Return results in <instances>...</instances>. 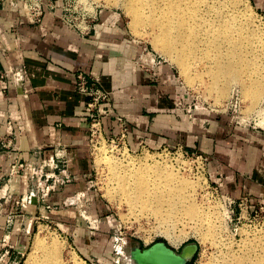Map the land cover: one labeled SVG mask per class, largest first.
<instances>
[{"label": "crops", "instance_id": "0c3cea01", "mask_svg": "<svg viewBox=\"0 0 264 264\" xmlns=\"http://www.w3.org/2000/svg\"><path fill=\"white\" fill-rule=\"evenodd\" d=\"M250 1L264 14V0ZM148 53L151 50L131 32L126 16L119 11L98 12L91 29L84 34L63 31L49 13H45L41 24H31L21 3L12 6L6 1L2 5L0 187L7 183L12 166L27 161L38 148L46 158L57 153L67 155L68 172L72 174V182L48 198L46 205L50 210L45 206L32 207L34 218L44 210L51 215L52 207L60 212L71 210L75 205L70 198L77 193L92 197L90 121L87 97L77 91L79 71L90 72L113 92L114 114L104 119L106 135L119 133V116L127 124L130 149L181 144L207 153L214 160L212 178L221 177L230 195L237 200L247 198L251 210L264 204V133L223 126L214 133L201 129L175 106L177 78L172 67L161 62L156 74L141 67L140 62ZM9 67H23V83L4 74ZM212 122L216 128L217 121ZM15 132H20L17 140L2 149L3 141ZM9 187L13 198L3 204L4 211L0 213V257L5 249H10L12 261L26 247L27 238L14 231L6 239V212L16 211V200L24 194L20 178L13 179ZM4 194L5 189L0 191V195ZM95 201L97 207H103L100 200ZM87 239L90 241L91 235Z\"/></svg>", "mask_w": 264, "mask_h": 264}, {"label": "rangeland", "instance_id": "374dc122", "mask_svg": "<svg viewBox=\"0 0 264 264\" xmlns=\"http://www.w3.org/2000/svg\"><path fill=\"white\" fill-rule=\"evenodd\" d=\"M117 2L118 5L115 6L116 3L107 4L104 0H64L65 5L72 9L69 14L73 16H77L73 11H80L82 8L87 9L94 17L103 10L123 13L131 32L147 45L158 61L172 67L177 78L173 93L175 106L198 123L201 129L214 133L218 127L223 126L264 133V95L257 100L248 97L247 82L241 80L223 79L212 88V79L206 72L204 63L185 70L172 54L156 46V34L151 28L135 21L123 1ZM246 4L251 13V30L264 37V14L254 8L250 0H246ZM213 120L217 121L214 122L216 128H213ZM90 140L88 149L93 167L91 199L90 195L86 194L87 198L77 199L75 206H71L69 211L60 212L52 207L51 215L44 210L35 218L32 206L27 209L28 213L23 211L18 221L21 224L24 218H28L27 230L30 234L26 247L22 249L24 256L20 255L17 259L18 264L42 263L43 257L45 258L43 251L38 252L37 261L28 263L31 247L38 235L48 245L54 238L59 241L61 249L58 258L63 264H74L75 261L79 264H131L126 256L132 247H148L158 241H165L178 251L186 244L197 242L199 251L188 264H215L219 256L225 255L229 250L239 252L244 248V243L252 244L251 240H259L264 248V210H261L264 204L253 210L250 205L249 208L243 206L242 210L241 200L230 195L227 186L220 181L221 177L220 180L212 178L214 160L211 155L199 150H189L181 144L159 149L143 147L139 150H128L101 138L95 139L94 142ZM102 147L109 150L106 155H101ZM178 147H183L189 156L184 157ZM200 155L204 156V160L197 158ZM111 158L124 166L132 165V160L139 164L143 162L169 165L179 172L180 176L195 182L193 187L199 194L198 203L211 210L213 233L202 239L201 234L206 231V227L197 228L194 220L180 214L174 227L171 226V230L179 237V242L172 245L165 234L166 227L159 218L149 212L133 210L121 198L117 192V184L111 178V169L108 168L107 161H113ZM95 200H100L103 207H97L96 203H93ZM89 235L90 241L87 239ZM13 261L5 258L0 260V264H17ZM55 262V259H51L47 260L46 264Z\"/></svg>", "mask_w": 264, "mask_h": 264}, {"label": "bare ground", "instance_id": "6f19581e", "mask_svg": "<svg viewBox=\"0 0 264 264\" xmlns=\"http://www.w3.org/2000/svg\"><path fill=\"white\" fill-rule=\"evenodd\" d=\"M114 1L118 0H104L107 4ZM121 1L127 5L135 21L150 27L156 34V46L172 54L185 70L204 63L212 79V88L223 79L241 80L247 82L248 97L257 100L264 95V37L251 30V13L246 0ZM108 151L105 147L100 149L101 155ZM107 163L121 198L133 210L149 212L159 218L172 245L179 242L171 226L176 224L180 214L194 220L197 228L206 227L201 234L202 239L213 233L211 210L198 203L199 194L192 180L160 163L139 164L135 160L130 161L132 165L125 166L114 160ZM251 242L244 243L239 252L229 250V254L219 256L214 263L264 264L262 244L257 239ZM59 249L60 243L56 238L48 245L38 235L31 247L28 263L37 261L38 252L43 251L45 258L41 264L51 259L56 260L55 264H63L58 258ZM249 256L252 257L248 259ZM126 257L131 264H137L131 253ZM74 264L79 263L75 261Z\"/></svg>", "mask_w": 264, "mask_h": 264}, {"label": "built area", "instance_id": "2783aa9c", "mask_svg": "<svg viewBox=\"0 0 264 264\" xmlns=\"http://www.w3.org/2000/svg\"><path fill=\"white\" fill-rule=\"evenodd\" d=\"M6 1L12 6L21 3L26 18L34 25H39L43 22L45 13L53 15L56 21L61 24L63 31L68 33L73 31L84 34L87 33L91 29V21L94 18L85 8H82L80 11H73L76 12L77 16L69 14L70 11L72 12V9L69 8L68 5H65L64 0H0V8ZM150 54L148 53L147 58L142 60L140 65L144 70L156 74L161 61H157L156 55ZM150 56H153V59ZM4 74H11L16 81H21L22 83L24 81L23 67L5 68ZM76 77L77 91L87 97L86 107L90 121V141L94 142L95 139L101 138L130 150L127 144L128 127L122 117H117L120 122L118 134L109 136L104 132V119L114 114L112 109L113 92L107 90L102 85L101 80L96 76L94 77L90 72L79 71ZM19 134L20 132H15L7 141H3L2 149L8 148V146L13 143V140H17ZM178 151L183 153L184 157L187 155L189 156V153L185 151L183 147H178ZM197 158L204 160V156L202 155ZM68 165L69 160L67 155H60L57 153L54 157L46 158L44 157L42 149L38 148L31 152L30 158L27 161L16 163L12 166L7 183L0 187V191L5 189V194L3 196L0 195V213L4 211L3 204L5 205L13 198V194L9 191V186L16 177L20 178L22 181L24 194L20 199L16 200L17 210L6 212L8 232L6 239H9L14 231L21 232L25 238L28 237L30 234L29 230H27L28 218H24L20 224L18 221L22 216L20 214L31 206H45L46 209L50 210L51 207L46 205V202L51 194L59 191L61 188L64 189L65 186L72 182V174L68 172ZM85 197V192L77 193L74 197L70 198V203L74 205L77 199H85ZM243 206L249 208V200L247 198L241 200L240 207L242 210L244 208ZM261 210H264V206H261ZM11 255V250L5 249L0 260L10 258ZM20 255L24 256L22 252ZM18 258L19 257H16L13 262L18 264Z\"/></svg>", "mask_w": 264, "mask_h": 264}, {"label": "water", "instance_id": "95a60500", "mask_svg": "<svg viewBox=\"0 0 264 264\" xmlns=\"http://www.w3.org/2000/svg\"><path fill=\"white\" fill-rule=\"evenodd\" d=\"M199 248L197 242H192L178 251L165 241H158L148 247L135 245L130 253L137 264H188Z\"/></svg>", "mask_w": 264, "mask_h": 264}]
</instances>
